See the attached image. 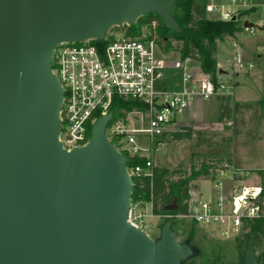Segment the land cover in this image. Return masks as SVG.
<instances>
[{"label":"water","instance_id":"95a60500","mask_svg":"<svg viewBox=\"0 0 264 264\" xmlns=\"http://www.w3.org/2000/svg\"><path fill=\"white\" fill-rule=\"evenodd\" d=\"M175 3L0 0V264H183L191 256L170 221L156 242L128 222L133 180L106 134L113 112L93 123L86 145L63 147L64 91L52 70L60 43L102 40L145 14L178 30ZM253 239L245 264H260Z\"/></svg>","mask_w":264,"mask_h":264},{"label":"built area","instance_id":"2783aa9c","mask_svg":"<svg viewBox=\"0 0 264 264\" xmlns=\"http://www.w3.org/2000/svg\"><path fill=\"white\" fill-rule=\"evenodd\" d=\"M248 7L249 0L210 2L206 12L217 13V19L229 21L238 17L237 9ZM261 26L258 23L245 28L256 33ZM115 27L120 26L112 27L102 40L63 42L54 49L52 70L64 91L60 140L66 149L89 142L90 125L113 112L116 98L138 102L142 108L128 111L124 119L109 124L110 121L106 127L108 139L125 156H147L144 152L152 154L165 145L168 134L180 125L183 114L194 111L199 101L214 95L233 96L234 80L231 85L218 77L214 80L193 59L163 51L149 35L132 36ZM254 66L238 53L231 67L235 74ZM177 72H181L179 85L173 80ZM152 164L148 159L145 166L127 168L131 175H151ZM224 166L210 180L222 193L219 197L191 194L185 215H154L149 203L145 214L137 210L139 203L132 204L128 222L143 230L146 215L159 219L187 218L215 227L224 238L242 237L252 224L264 220V178L251 171L227 167L226 163ZM219 175L221 180H217ZM253 176L258 180L251 181ZM225 181H229L228 188L224 187Z\"/></svg>","mask_w":264,"mask_h":264},{"label":"trees","instance_id":"16d2710c","mask_svg":"<svg viewBox=\"0 0 264 264\" xmlns=\"http://www.w3.org/2000/svg\"><path fill=\"white\" fill-rule=\"evenodd\" d=\"M207 0H176L172 11L174 19L177 21L179 29L168 28L162 17L157 13H149L141 16L136 23L132 25H121L115 27L126 31L129 35L140 36L144 28H148L149 37L156 40L160 48L165 52H177L182 58L189 57L200 67V69L209 74L214 80L219 75L217 66V44L219 41L234 39L244 27L242 16L250 12L249 9L240 10L236 19L223 21L219 19H210L206 12ZM219 105L218 121L221 123H230L231 129L226 133L208 132L202 129H195L190 125H180L168 134L172 140L195 139L197 148H229L237 140H264V135L256 136L247 125V115L256 111L259 105L264 109V99L256 102L234 101L230 97L221 96ZM134 108H142L138 102L116 98L113 106V117L109 124L126 118V113ZM90 125V130H91ZM167 134V133H165ZM198 153H191L189 161L191 163V172L187 175H180L181 168L185 172L187 167L179 165L171 169L165 166L152 164L151 175L133 174V193L132 204L149 203L154 215H185L188 213V201L192 190L199 189V185L191 182L195 180H213L216 172L220 168H226L224 164L233 166L230 158H203L197 163L195 157ZM127 166L132 168L135 165L145 166L151 157L139 155H126ZM254 173L264 178V169L253 170ZM176 175H180L175 178ZM176 200L177 207L168 209L167 207ZM171 222V229L175 232L173 218H168ZM253 235V244L255 249L259 248L264 242V220L252 224L251 229L244 233L242 237L235 239V247L238 251L236 264H245V250L248 242ZM190 259H184L183 264ZM260 264H264V251L258 257Z\"/></svg>","mask_w":264,"mask_h":264},{"label":"rangeland","instance_id":"374dc122","mask_svg":"<svg viewBox=\"0 0 264 264\" xmlns=\"http://www.w3.org/2000/svg\"><path fill=\"white\" fill-rule=\"evenodd\" d=\"M220 1L221 0H208V2L216 4H219ZM244 9L245 8H239L236 13L239 15L240 10ZM218 16L217 13L209 14L210 18ZM149 31L148 28H144L143 33L148 36ZM237 54L238 50L231 42L223 41L220 43L218 59L225 68L218 78L228 85L232 84L235 75L231 66ZM238 72L240 73L242 71ZM179 74H181V72L175 73V76L178 77ZM239 89L240 88H235L234 94L237 98H242L239 95ZM250 89L251 90L248 92L251 94L254 90H252V88ZM221 102V97L218 95L199 101L197 103V110L193 114L186 111L181 118L182 122L179 124L183 125V122H190L195 129H202L208 132L226 133L230 131L231 124L221 123L217 118ZM246 119L248 127L251 131L253 130L256 136L260 134L264 135L263 108L257 105L256 111L249 113ZM193 152L198 153L195 157L196 163L203 158L229 156L233 159L236 168L245 170L264 168V140H237L232 147L229 148H197L195 146V139L172 140L169 136L165 140V145L161 148L154 151L152 154L150 152L144 153L148 157H151L153 164L157 166H165L171 169L177 168L179 165L186 166L187 171L185 172L184 168H181L182 173H180V175H187L191 172L189 156ZM251 172L254 173L253 171ZM180 175H176L175 178H178ZM221 179L222 177L219 175L217 180ZM257 180L255 176L251 179V181L254 182ZM195 183L199 185V189L192 190L191 194L193 195H199V191L202 189L204 195H207V197L208 195H213L212 198H214L219 192V189L215 187L214 181L195 180L191 182V185ZM224 185L225 188L229 186V181H225ZM147 205L149 204L143 203L137 210L146 214L148 212ZM143 219L144 232H146L153 241H158L168 218L159 219L146 215ZM173 221L175 224L174 233L177 235L178 240L181 243L188 244L192 249V254L186 264H236L238 251L235 247L234 239L222 237L215 227L201 225L187 218H173ZM247 248L248 246L243 249V253ZM263 251L264 242L259 248L255 249L256 256L259 257Z\"/></svg>","mask_w":264,"mask_h":264},{"label":"crops","instance_id":"0c3cea01","mask_svg":"<svg viewBox=\"0 0 264 264\" xmlns=\"http://www.w3.org/2000/svg\"><path fill=\"white\" fill-rule=\"evenodd\" d=\"M207 3L208 2L207 0ZM220 3H227V0H221ZM250 12L242 17L245 21H251L255 24L262 23V26L258 29L256 33H251L250 31L246 30L245 27L237 34L236 38H232L230 40H225L231 42L234 47L237 48L238 53L241 54L242 59L246 63H254L255 66L251 69H246L242 72L235 73L233 80L235 88H240L239 95L242 98H237L235 94H233L232 100L234 101H251L256 102L258 100L264 99V0H249V7L247 8ZM210 13H207L208 18ZM210 18V19H217ZM223 41H219L217 44V66L219 68V75L223 73V69L225 66L219 62L218 53H219V45ZM174 56H178L179 53L171 51ZM177 53V54H176ZM173 80L179 85L181 83V74L178 77H173ZM234 88V90H235ZM254 90L251 94L248 92L249 90ZM235 93V92H234ZM221 97V96H220ZM194 111H187L190 114H193L197 110ZM182 122V120H181ZM183 125H190L194 128L190 122H183ZM234 144V143H233ZM219 158H230L229 156L219 157ZM232 159V158H230ZM233 167L239 171H253L257 169H264V168H252L251 170L239 169L235 167L234 161L232 159ZM228 188V186L226 187ZM222 193L219 191L214 198H217ZM199 195L207 197L204 195L202 189L199 191ZM213 195H208L207 198L212 199Z\"/></svg>","mask_w":264,"mask_h":264}]
</instances>
